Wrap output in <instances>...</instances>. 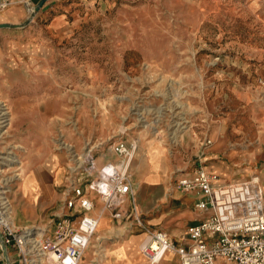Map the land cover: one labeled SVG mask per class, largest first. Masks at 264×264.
<instances>
[{"label": "rangeland", "instance_id": "obj_1", "mask_svg": "<svg viewBox=\"0 0 264 264\" xmlns=\"http://www.w3.org/2000/svg\"><path fill=\"white\" fill-rule=\"evenodd\" d=\"M46 12L14 31L19 57L0 75L21 82L14 107L0 89V217L12 222L34 169L56 164L63 191L119 139L137 142L138 165L158 167L163 150L148 146H163L176 186L204 166L206 137L212 173L264 188V0H55Z\"/></svg>", "mask_w": 264, "mask_h": 264}, {"label": "built area", "instance_id": "obj_2", "mask_svg": "<svg viewBox=\"0 0 264 264\" xmlns=\"http://www.w3.org/2000/svg\"><path fill=\"white\" fill-rule=\"evenodd\" d=\"M34 4L33 0H0V11L22 5L29 13ZM111 150L117 160L99 167L90 160L85 170L81 168V172L67 177L49 220L53 227L16 229L9 216L0 218L2 239L7 248L15 251L11 264H79L99 222V216L91 214L94 202L90 194L97 196L101 210L111 218H131L144 231L139 250L150 263H157L170 253L178 256V264H219L220 259L233 264H264V188L243 199L239 211L224 215L213 193L218 175L201 165L189 176L180 175L177 188L192 191L195 207L210 213L188 226L181 241L176 242L165 231L149 227L141 219L129 175L136 143L120 139L111 145ZM126 203L130 204L129 212L124 213Z\"/></svg>", "mask_w": 264, "mask_h": 264}, {"label": "crops", "instance_id": "obj_3", "mask_svg": "<svg viewBox=\"0 0 264 264\" xmlns=\"http://www.w3.org/2000/svg\"><path fill=\"white\" fill-rule=\"evenodd\" d=\"M35 3L37 0H33ZM55 0L46 1L35 17L40 13H45L51 9ZM47 13V12H46ZM28 15L26 9L22 5H13L7 9L0 11V22L19 23ZM34 17V18H35ZM64 13H56L51 16L49 28L55 33H60L67 24ZM33 18V19H34ZM17 28H0V75L6 74L5 63L12 59L14 62L15 55L19 53L20 42L18 36L14 34ZM17 47V48H16ZM14 67V66H13ZM15 68H13L14 72ZM17 71V70H16ZM264 82L263 79H260ZM259 85L264 92V83ZM0 89L7 98V103L14 107L20 103V80L7 81L0 79ZM16 90V91H15ZM10 94L12 98L10 99ZM3 97V96H2ZM3 99V98H2ZM120 140V139H119ZM209 143H206V141ZM136 150H137V142ZM210 140L204 137L200 140L199 149L204 158L203 168L209 172L208 168L212 166L207 164L205 149L210 145ZM110 156L108 158L95 157L94 163L97 167L101 166L105 161H114L116 156L109 148ZM162 149V157L158 163V167H154L152 161L146 158L136 164V156L132 158L129 166V175L131 183L136 190V203L140 211L141 219L149 227L157 228L165 231L174 241L180 242L182 235L188 226L196 224L205 219L210 211L198 210L195 207L196 196L192 191H183L177 186H170L168 176V162L164 155V147L160 145H149L148 152ZM135 150V151H136ZM208 167V168H207ZM59 170L56 168L49 169L47 164L42 165L30 172L26 181H24L20 189V195L13 200L11 210L12 224L16 229L24 226L35 224L37 220H45L50 217L55 210L57 202L61 198V192L57 191V185L63 184L59 182ZM187 175V174H182ZM189 176V175H188ZM223 186L224 189H221ZM260 185L256 187H248L246 189L244 180H218L213 183V193L217 199L221 213L230 215L239 211L243 201L250 194H258ZM220 191V192H219ZM220 195L226 196L221 198ZM94 202V208L91 214L99 216V222L96 228L97 241H92L84 251L79 264H178V256L166 253L157 263H150L140 252L139 244L144 238V231L138 227L131 218H122L116 220L111 218L107 213L101 210V202L95 194H90ZM129 205L123 206L124 213L129 212ZM46 209V210H45ZM50 219H48L49 221ZM95 235V233H94ZM9 258L12 260L15 251L8 248ZM219 264H233L218 260ZM0 264H5L4 260Z\"/></svg>", "mask_w": 264, "mask_h": 264}, {"label": "water", "instance_id": "obj_4", "mask_svg": "<svg viewBox=\"0 0 264 264\" xmlns=\"http://www.w3.org/2000/svg\"><path fill=\"white\" fill-rule=\"evenodd\" d=\"M48 1V0H37L26 18L20 22V23H9V22H0V28H22L26 26L28 23H30L35 15L39 12L43 4ZM0 251L2 258L5 262V264H11L9 254H8V248L6 244L4 243L2 236H1V231H0Z\"/></svg>", "mask_w": 264, "mask_h": 264}, {"label": "bare ground", "instance_id": "obj_5", "mask_svg": "<svg viewBox=\"0 0 264 264\" xmlns=\"http://www.w3.org/2000/svg\"><path fill=\"white\" fill-rule=\"evenodd\" d=\"M1 218V217H0ZM2 219H6V218H4V216H2Z\"/></svg>", "mask_w": 264, "mask_h": 264}]
</instances>
